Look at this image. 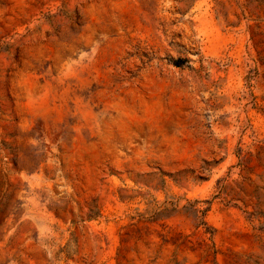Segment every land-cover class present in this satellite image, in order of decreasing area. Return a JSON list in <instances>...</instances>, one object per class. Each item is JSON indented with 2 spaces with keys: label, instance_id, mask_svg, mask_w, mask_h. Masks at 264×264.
<instances>
[{
  "label": "rangeland",
  "instance_id": "1",
  "mask_svg": "<svg viewBox=\"0 0 264 264\" xmlns=\"http://www.w3.org/2000/svg\"><path fill=\"white\" fill-rule=\"evenodd\" d=\"M0 264H264V0H0Z\"/></svg>",
  "mask_w": 264,
  "mask_h": 264
}]
</instances>
